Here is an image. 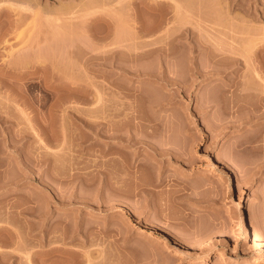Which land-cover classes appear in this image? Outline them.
<instances>
[{"label": "rangeland", "instance_id": "374dc122", "mask_svg": "<svg viewBox=\"0 0 264 264\" xmlns=\"http://www.w3.org/2000/svg\"><path fill=\"white\" fill-rule=\"evenodd\" d=\"M263 47L264 0H0V264H264Z\"/></svg>", "mask_w": 264, "mask_h": 264}, {"label": "bare ground", "instance_id": "6f19581e", "mask_svg": "<svg viewBox=\"0 0 264 264\" xmlns=\"http://www.w3.org/2000/svg\"><path fill=\"white\" fill-rule=\"evenodd\" d=\"M263 48H264V47H263ZM258 49H259V48H258ZM244 50H245V49H244ZM249 50H250V49H249ZM256 50H257V49H256ZM259 50H260V49H259ZM247 51H248V50H247ZM247 51H245V52H247ZM252 51H255V50L253 49ZM257 51H258V50H257ZM248 52H250V51H248ZM258 52H259V51H258ZM254 56H256V55H254ZM253 58H254V57H252V61L254 60ZM260 58H261V57H260ZM262 58H263V57H262ZM261 60H263V59H261ZM261 60H260V61H261ZM214 61H215V60H214ZM247 61H248V59H247ZM250 61H251V60H250ZM216 62H217V61H216ZM225 62L230 63V62H228V60L225 61ZM258 62H259V61H258ZM258 62H256V63H258ZM218 63H219V61H218ZM221 63H222V62H221ZM227 63H224V64H227ZM249 63H250V62H249ZM254 63H255V61H254ZM256 63H255V64H256ZM263 64H264V62H263ZM215 65H216V64H215ZM252 65H254V64H252ZM252 65H251L250 67H252ZM258 65H262V64H258ZM263 68H264V65H263ZM249 69H250V68H249ZM233 70H234V69H233ZM250 70H252V69H250ZM263 70H264V69H263ZM263 70H262V66L259 67V66H257V65H256V66L254 65L253 72H255V74L257 75L258 79L260 80L259 84H260V83L264 84V74L262 73ZM263 72H264V71H263ZM236 75H237V74H236ZM251 76H254V75H250V77H251ZM237 77H238V76H237ZM250 77H249V79L251 80L252 78H250ZM254 77H255V76H254ZM230 78H231V77H230ZM234 78H235V77H234ZM234 78H233V80H234ZM255 79L258 81L257 78H255ZM228 80H229V79H228ZM233 80H232V81H233ZM235 80H236V79H235ZM237 80H238V79H237ZM237 80H236V81H237ZM246 80H248V79H246ZM250 80H248V81H250ZM232 81H230V82H232ZM241 81H242V80H241ZM243 81H244V80H243ZM251 81L256 82V81L254 80V78H253ZM237 82H238V81H237ZM244 82H245V81H244ZM244 82H242V84H245V85L243 86V88L241 87V88H242V89H241L242 91H241V90H240V91H241L242 93L245 92V95H244V94H240V93H239L240 91H236L237 95H243V96H247V95H248V96H251L250 94H252V96H253V94H256V92H257L256 90H260L259 88H258V89H255L258 85L256 86V84H255V85L253 86L252 83H254V82H251V83L249 82L250 84H249L248 82H247V83H244ZM228 83H229V82H228ZM228 83H227V84L225 83L226 86L229 85V84L231 85V83H229V84H228ZM234 83H235V82H234ZM239 83H241V82H239ZM256 83L258 84V82H256ZM236 84H237V83H236ZM251 84H252V85H251ZM230 85H229V86H230ZM232 85H233V82H232ZM232 85H231V86H232ZM239 85H240V84H239ZM231 86H230V87H231ZM235 86H236V85H235ZM241 86H242V85H241ZM255 86H256V87H255ZM259 86H260V85H259ZM259 86H258V87H259ZM227 87H228V86H227ZM238 87H239V86H238ZM244 87H245V88H244ZM260 87H261V86H260ZM262 87H263V86H262ZM223 89H224V87H223ZM225 90H226V89H225ZM237 90H238V88H237ZM254 90H255L256 92H255ZM223 91H224V90H223ZM226 91H227V90H226ZM243 91H244V92H243ZM261 91H262V90H261ZM261 91H259L258 93H261ZM234 92H235V91H234ZM263 92H264V91H263ZM224 93H225V91H224ZM234 94H235V93H234ZM261 94H262V93H261ZM235 96H236V95H235ZM257 96L259 97V96H261V95L257 94ZM262 99H263V98H262ZM263 101H264V99H263ZM219 104H220V107H221V105L223 104V102L221 101V103H219ZM225 104L227 105V103H225ZM262 104H263V103H262ZM226 105H224V106L227 108ZM245 107L247 108V106H245ZM226 108H225V109H226ZM229 108H230V107H229ZM263 108H264V107H263ZM225 109H224V110H225ZM243 109H244V108H243ZM243 109H242V110H243ZM253 110H255V109H253ZM226 111H228V109H227ZM246 111H247V110H246ZM250 111H251V109H250ZM260 111H261V110H260ZM247 112L249 113V111H247ZM250 113H251V112H250ZM250 113H249L248 115H253V114L255 113V111H254V113L252 112L253 114H250ZM262 113H263V112H262ZM263 114H264V113H263ZM263 114H262V115H263ZM250 117H251V116H250ZM252 117L254 118V116H252ZM261 117H262V116H261ZM250 119H251V118H250ZM262 123H263V121H262ZM260 124H261V123H260ZM114 125H115V124H114ZM114 125H112V126L114 127ZM255 125H256V124H255ZM255 125H254V127H255ZM258 125H259V124H258ZM113 127H112V130L114 131V128H113ZM258 127H259V126H258ZM116 128H117V127H116ZM116 128H115V129H116ZM259 130H260V127H259ZM260 131H261V130H260ZM263 131H264V130H263ZM256 133H257V131H256ZM256 133H255V134H256ZM260 133H261V132H260ZM112 134H115V132H113ZM112 136H113V135H112ZM251 136H254V135L252 134ZM251 136H250V137H251ZM255 136H256V137H254V140H255V138H256V140H258L260 134H259V136H257V134H256ZM262 136H263V135H262ZM114 137H115V136H114ZM257 137H258V139H257ZM260 137H261V136H260ZM263 138H264V136H263ZM263 138H262V139H263ZM250 139H252V138H250ZM250 139H248V140L250 141ZM262 139L260 138V140H262ZM254 140H253V141H254ZM256 140H255V142H256ZM263 140H264V139H263ZM251 141H252V140H251ZM251 141H250V142H251ZM253 141H252L251 144H253ZM247 143H248V141H247ZM262 143H263V145H264V142H262ZM259 144H260V143H259ZM250 146H251V145H250ZM259 146L262 147L261 144H260ZM251 147H253V146H251ZM256 147H258L257 144H256ZM259 148H260V147H259ZM263 149H264V148H263ZM251 150H252V148H251ZM257 150H258V148H257ZM261 150H262V149H261ZM253 151H256V149L254 148V150H252V152H253ZM259 151H260V149H259ZM256 152H257V151H256ZM260 152L263 154L262 151H260ZM211 168H212V169L210 170V172H213V171H215V170L217 169V167H216L214 164H211ZM154 209L157 211L156 208H154ZM231 211H232V210H231ZM242 221L245 222V223H248V217L246 216V214L243 215V219H242ZM257 235H258V236H262V232H261V230H258V231H257ZM55 249H56V248H55ZM52 250H54V249H52ZM59 251H60V249H59ZM53 252H54V251H53ZM72 252H73V251H72ZM49 254H50V252H49ZM89 255H90V253H89ZM89 255L87 254V257H88ZM90 256H91V255H90ZM224 256H225L224 253H220L219 256H218V258H217V261H219V262L223 261V260H224ZM209 257H210V252L207 251L206 254H205V258H209ZM88 258H89V257H88ZM89 260L91 261V258H90ZM74 261H75V260H74ZM217 261H216V262H217ZM60 262H61V261H60ZM72 262H73V260H72ZM54 263H55V262H54ZM61 263H64V262H61ZM61 263H60V264H61ZM68 263H69V262H68ZM74 263H76V261H75ZM254 263L257 264L256 262H254ZM55 264H59V263H55ZM64 264H65V263H64ZM66 264H67V263H66ZM69 264H71V263H69Z\"/></svg>", "mask_w": 264, "mask_h": 264}]
</instances>
